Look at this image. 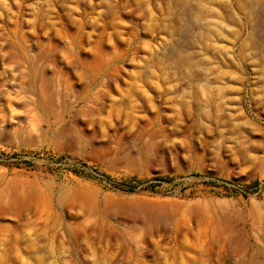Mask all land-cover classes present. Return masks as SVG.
Instances as JSON below:
<instances>
[{"label":"rangeland","instance_id":"obj_1","mask_svg":"<svg viewBox=\"0 0 264 264\" xmlns=\"http://www.w3.org/2000/svg\"><path fill=\"white\" fill-rule=\"evenodd\" d=\"M0 264H264V0H0Z\"/></svg>","mask_w":264,"mask_h":264},{"label":"trees","instance_id":"obj_2","mask_svg":"<svg viewBox=\"0 0 264 264\" xmlns=\"http://www.w3.org/2000/svg\"><path fill=\"white\" fill-rule=\"evenodd\" d=\"M17 154L16 152H14ZM77 170V169H76ZM103 178H105L112 186H117L120 188L125 189H134L136 187H148V186H154L156 183H159V181H152L148 178H138L136 176H127V177H120V178H114L111 177L109 173L103 172L102 173ZM116 179H119L116 181ZM258 181H255V184H257Z\"/></svg>","mask_w":264,"mask_h":264}]
</instances>
